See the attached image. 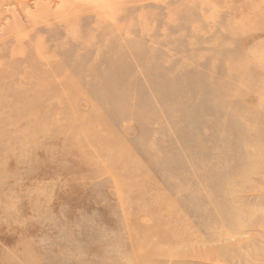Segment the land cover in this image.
Listing matches in <instances>:
<instances>
[{
	"label": "rangeland",
	"instance_id": "374dc122",
	"mask_svg": "<svg viewBox=\"0 0 264 264\" xmlns=\"http://www.w3.org/2000/svg\"><path fill=\"white\" fill-rule=\"evenodd\" d=\"M0 264H264V0H0Z\"/></svg>",
	"mask_w": 264,
	"mask_h": 264
},
{
	"label": "bare ground",
	"instance_id": "6f19581e",
	"mask_svg": "<svg viewBox=\"0 0 264 264\" xmlns=\"http://www.w3.org/2000/svg\"><path fill=\"white\" fill-rule=\"evenodd\" d=\"M49 13V12H48ZM102 13V12H101ZM44 15V14H43ZM57 15V14H56ZM77 148V147H76ZM78 150V149H77Z\"/></svg>",
	"mask_w": 264,
	"mask_h": 264
}]
</instances>
